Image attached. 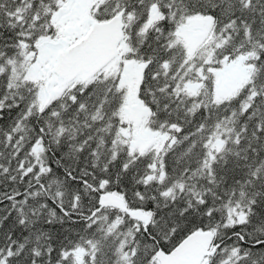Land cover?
Here are the masks:
<instances>
[{
  "label": "snow or ice",
  "instance_id": "snow-or-ice-1",
  "mask_svg": "<svg viewBox=\"0 0 264 264\" xmlns=\"http://www.w3.org/2000/svg\"><path fill=\"white\" fill-rule=\"evenodd\" d=\"M0 264H264V0H0Z\"/></svg>",
  "mask_w": 264,
  "mask_h": 264
}]
</instances>
